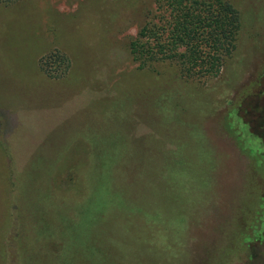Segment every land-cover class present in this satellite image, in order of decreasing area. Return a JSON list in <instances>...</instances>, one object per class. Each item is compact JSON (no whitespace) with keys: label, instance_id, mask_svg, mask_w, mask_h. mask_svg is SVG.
I'll list each match as a JSON object with an SVG mask.
<instances>
[{"label":"rangeland","instance_id":"obj_1","mask_svg":"<svg viewBox=\"0 0 264 264\" xmlns=\"http://www.w3.org/2000/svg\"><path fill=\"white\" fill-rule=\"evenodd\" d=\"M226 1L235 50L196 89L127 51L161 0L0 10V264H264V0ZM104 155L97 188L63 190Z\"/></svg>","mask_w":264,"mask_h":264},{"label":"trees","instance_id":"obj_2","mask_svg":"<svg viewBox=\"0 0 264 264\" xmlns=\"http://www.w3.org/2000/svg\"><path fill=\"white\" fill-rule=\"evenodd\" d=\"M18 1L0 0V10L13 11ZM233 5L226 0H161L158 4V8L161 9L158 20L159 22L162 20L161 12L165 11L167 19L164 21V28L159 22L158 24L146 22L137 32L138 38H144V41L141 42L138 38L131 39L127 44V51L131 59L138 63V70L152 67L156 62L167 61L170 64L173 61L174 68L179 71V79L182 80L181 86H187L186 82L189 81L188 84L196 89V85L205 79L216 76L225 58L235 50L241 18ZM44 61V65L38 68L43 75L51 78L48 57ZM54 61L64 66L62 72L68 65L65 55L55 56ZM167 79L168 76L163 77L165 84ZM168 84L170 88L167 97L158 103L167 116L172 115L176 105V102L173 104L169 99L170 92L179 90L173 77L168 79ZM157 101L160 99L157 98ZM89 158H85L74 172H70L72 170L70 167L67 180L64 182V191L74 196L85 197L93 187L97 188V182L94 183L92 175V168L96 164L104 171V177H108L104 168L110 164V157L104 155L97 158V161L93 160V157ZM104 184H108L106 179ZM85 208L87 207L83 210Z\"/></svg>","mask_w":264,"mask_h":264}]
</instances>
